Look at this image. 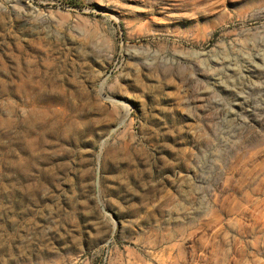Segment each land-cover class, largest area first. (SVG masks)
I'll return each mask as SVG.
<instances>
[{
    "label": "rangeland",
    "instance_id": "1",
    "mask_svg": "<svg viewBox=\"0 0 264 264\" xmlns=\"http://www.w3.org/2000/svg\"><path fill=\"white\" fill-rule=\"evenodd\" d=\"M0 0V264H264V0Z\"/></svg>",
    "mask_w": 264,
    "mask_h": 264
},
{
    "label": "trees",
    "instance_id": "2",
    "mask_svg": "<svg viewBox=\"0 0 264 264\" xmlns=\"http://www.w3.org/2000/svg\"><path fill=\"white\" fill-rule=\"evenodd\" d=\"M68 3L73 6H81V2H79L78 0H68Z\"/></svg>",
    "mask_w": 264,
    "mask_h": 264
}]
</instances>
